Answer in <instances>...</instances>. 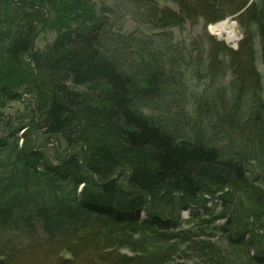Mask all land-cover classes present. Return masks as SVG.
Here are the masks:
<instances>
[{"label": "trees", "instance_id": "trees-1", "mask_svg": "<svg viewBox=\"0 0 264 264\" xmlns=\"http://www.w3.org/2000/svg\"><path fill=\"white\" fill-rule=\"evenodd\" d=\"M171 1L176 9L129 0L159 28L233 17L243 31L238 47L205 32L207 57L194 59L190 46L167 59L171 38L116 30L104 0H0V45L10 59L28 53L39 25L57 32L32 52L49 95L38 128L88 147L53 165L18 144L0 159V264H264V98L254 43L257 28L264 62V0ZM180 62L213 78L192 113L175 88ZM98 141L130 154L132 190L106 180L104 153L90 143ZM208 186L219 211L214 203L182 223L152 210L161 191L191 201Z\"/></svg>", "mask_w": 264, "mask_h": 264}, {"label": "rangeland", "instance_id": "rangeland-1", "mask_svg": "<svg viewBox=\"0 0 264 264\" xmlns=\"http://www.w3.org/2000/svg\"><path fill=\"white\" fill-rule=\"evenodd\" d=\"M96 1L101 4L103 0ZM104 1L114 8V11L110 13V18L116 30L123 33L139 31L142 37L150 36L158 42L171 38L170 40L172 41H168L171 50L169 49V51H167L168 53L164 55L167 59L172 57L174 60H178V53H180L182 49H187V51L189 49L191 50L190 46L194 49V59H197L199 56L202 58L207 57L210 40L204 35L205 32L213 35L218 40H224L212 34L209 30V25H205L202 19L198 22L187 21L181 27L159 28L154 26L153 20H151L152 18L147 16L148 12L143 6H137L134 3H130L129 0ZM156 1L161 7L170 6L176 9V4L171 0ZM39 11H41L42 17H45L43 20L50 14L48 7L44 8V5L39 8ZM224 20L234 22L238 37L241 38L243 36L241 27L233 17H228ZM41 28L42 26L39 25V33L36 30L38 36H36L35 40V49L44 48L57 36V32L54 30ZM166 31H169L168 35L165 34ZM255 31L256 65L262 76V97L264 98V62L261 55L260 39L257 34V28H255ZM224 41L228 46L233 47V43L227 42L226 40ZM194 42H196V44H193ZM200 52H202V55H200ZM29 57L27 53L22 55L17 61H14L6 55L4 47L0 45V159L6 158L9 155H16L10 152H17V147H14L15 144H18V147L23 146L26 153L30 150L41 151L45 156V161L49 165L57 164L69 154H83L87 152V146L79 145L70 147L62 137L46 135L38 128L43 114L41 109L48 103L47 100L49 95L45 89L47 87H44L46 85L44 76L39 71L36 72L34 70ZM180 63L182 68L176 67L172 73L176 81L180 82V84L176 82L175 88L181 90V92H185L186 111L192 113L196 108V101H198L199 97L209 89L213 78L210 74L203 78H198V75L195 74L193 65L187 68L183 62ZM180 69L184 71L182 73H177ZM221 78L222 76L220 79ZM231 79V70L228 69L227 74L221 79V82L228 84ZM180 98L183 99V96ZM162 104L163 103L159 106H162ZM90 143L92 146L95 145V149H99L104 153L102 161H105V167L108 165L107 169L110 168L108 172L109 177L106 180H115L116 185L118 184L117 186L122 190H132L127 182L128 176L126 171L128 170L127 167L131 160L127 150L121 145H119L120 147L116 146L114 149H106V145L103 141ZM207 189H209V191ZM207 189L201 192L205 193L201 195L202 198L197 200L192 199L191 201L186 197L187 195L182 192L179 194L174 193L175 196H173V194L171 195L165 193V191H161L153 200L152 207L154 208H152V210L157 211L159 208L163 209L168 215L171 214V217L177 216L178 218L179 216L180 221L184 223V221L191 218L193 213H202L206 208L213 207L214 203L217 205L215 201H217L218 197L212 195L214 193L213 186H208ZM210 191L213 193L211 194ZM180 194L184 196L183 200ZM218 196H220V194ZM187 201L192 205H200V207L196 206L197 208L195 209L187 208L185 207L186 204H189ZM215 207L218 211L221 208L220 205ZM262 219L263 217L259 218V221H257L259 223L256 227L259 228L261 226L260 221ZM249 220L253 223L254 217L250 216ZM262 225L264 226V221H262ZM124 251L129 253L127 249Z\"/></svg>", "mask_w": 264, "mask_h": 264}, {"label": "bare ground", "instance_id": "bare-ground-1", "mask_svg": "<svg viewBox=\"0 0 264 264\" xmlns=\"http://www.w3.org/2000/svg\"><path fill=\"white\" fill-rule=\"evenodd\" d=\"M209 30L212 34L223 38L227 42L233 43V45L239 39L238 34L236 33L235 23L230 22L229 20H224V21L217 22L215 24H210Z\"/></svg>", "mask_w": 264, "mask_h": 264}, {"label": "water", "instance_id": "water-1", "mask_svg": "<svg viewBox=\"0 0 264 264\" xmlns=\"http://www.w3.org/2000/svg\"><path fill=\"white\" fill-rule=\"evenodd\" d=\"M44 8H47V6L46 5H44ZM35 41V40H34ZM34 41H33V44H32V46H31V48H30V50H29V56H31V54H32V52H33V50H34ZM30 62H31V64H32V66H33V59L30 57ZM34 67V66H33ZM34 70L36 71V72H38V69L37 68H35L34 67ZM51 105H52V100H51Z\"/></svg>", "mask_w": 264, "mask_h": 264}]
</instances>
